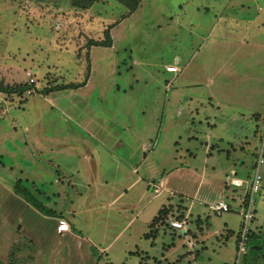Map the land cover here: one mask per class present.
<instances>
[{
    "label": "rangeland",
    "instance_id": "rangeland-1",
    "mask_svg": "<svg viewBox=\"0 0 264 264\" xmlns=\"http://www.w3.org/2000/svg\"><path fill=\"white\" fill-rule=\"evenodd\" d=\"M125 13L115 0H99L87 10L72 8L69 0H0V87L28 85L21 95L0 91L1 184L20 197L13 186L21 176L22 184L29 186L26 179L38 185L33 193L45 207H60L88 242V251L84 248L74 264H189L196 256L197 264H264L263 249L235 257L241 190L229 185L230 176L251 169L255 157V119L248 106L259 103L257 111L264 109V0H141L122 17ZM112 23L110 46H86L89 38L103 39ZM89 54L95 70L88 85L53 89L87 78ZM170 62L180 67L174 79L164 70ZM222 65L234 67L239 78L220 73ZM194 80L201 84L195 86ZM226 87L231 94L223 93ZM211 93L219 100L221 118L212 114L217 109ZM172 95L184 104L171 103ZM195 98L200 102L193 104ZM237 110L246 118L243 131L231 120L238 118ZM189 122L194 138L187 137ZM210 128L226 148L204 160V132ZM247 130L243 151L236 142L235 149L226 145L243 141ZM28 143L40 147L34 151L39 154L32 155ZM87 164L102 172L89 186L82 169ZM170 170L159 193L148 188L152 183L146 186L150 174L158 182ZM260 172L264 177V164ZM262 183L255 195L254 220L260 225L253 231L260 239ZM61 185L64 193L57 198ZM48 190L54 195L41 200L37 194ZM143 192L145 199L136 205ZM130 197L136 207L128 206ZM220 198L229 210L216 215L211 205ZM15 200L0 197V264H58L50 229L57 219L42 218L47 214L36 208L38 218L25 222L26 216L11 214L10 208L17 213ZM169 201L181 210L174 209L167 222L184 220V226L168 224L171 228L150 244L144 238L147 225ZM179 211L183 218H176Z\"/></svg>",
    "mask_w": 264,
    "mask_h": 264
},
{
    "label": "crops",
    "instance_id": "crops-1",
    "mask_svg": "<svg viewBox=\"0 0 264 264\" xmlns=\"http://www.w3.org/2000/svg\"><path fill=\"white\" fill-rule=\"evenodd\" d=\"M256 20V19H255ZM252 21L253 20H250V23H252ZM248 28H250V25H248L247 26ZM230 37H232L233 39H237V40H240L241 41V39H240V37H238L236 34H232V35H230ZM91 47H96L95 45H92ZM105 47H108V46H105ZM89 53V52H88ZM89 60H90V62H89V74H88V76H87V78H86V80H85V83L83 84V85H81V86H79V87H77V88H74V89H79V88H83L84 86H86V85H88V82H89V80H90V78H91V72H94V70H95V64H94V61H93V59L91 58V56H90V54H89ZM176 60L178 61L179 60V57H176ZM167 64H175V65H177L176 63H173V62H170V63H166L165 65H167ZM178 66V65H177ZM179 67V66H178ZM80 70V69H79ZM165 70V69H164ZM218 71H221L220 73H222L223 75H229V76H231L230 78V80H235V79H238L239 78V76H238V73H237V77L235 76V71H234V67H230V65H222V67H220L219 68V70ZM180 72V67H179V71L177 72V73H171V72H169V74H172V78L171 79H174L177 75H178V73ZM168 73V72H167ZM71 82H76V81H71ZM70 83V82H69ZM205 83H206V85L209 87V91L210 92H214L215 90L214 89H211L212 88V83H211V81H205ZM66 84V83H65ZM201 83H199V82H197V81H195L194 80V85L195 86H197V85H200ZM164 88L165 89H168L169 87H168V85L166 84V85H164ZM169 89H171V86H170V88ZM227 90H228V94H231L230 93V87H226V90H225V92H223V93H225V94H227ZM175 92H177L176 90H175ZM172 94V93H171ZM173 97V100H170V102L171 103H174V104H184L183 102H181L179 99V97L177 96V95H172ZM210 98H213V99H215V103H214V105L216 106L215 107V109H217L215 112H213L212 114H215V113H219L220 114V116H218V115H216L217 117H219V118H221L222 116H223V113H220L218 110H219V100H218V98L214 95V94H212L211 93V96H210ZM188 101H189V97H187L186 98ZM186 99H184V102L186 103ZM191 101L193 102V104H196V103H198V102H200V100L199 99H197V98H195V99H191ZM192 102H190V103H192ZM211 102V100L209 99L208 100V103L210 104V105H213V103H210ZM248 105H249V103H248ZM253 105V106H252ZM252 105H250V106H248L249 107V109H250V111H251V115H252V117L255 119L254 120V126H255V128L253 129V133H254V137H255V139H256V141H255V143H254V151H253V154H255V150H256V147H257V144H258V137H259V133H258V128H257V124H258V121L259 120H261V115H262V113H263V111H264V109L260 112V111H257V109L260 107L259 106V103L258 104H252ZM192 109H198V106L197 107H195V106H193L192 107ZM213 109V108H212ZM214 110V109H213ZM192 111V110H191ZM191 113V112H190ZM236 113H238V118H234V117H231V120H232V122L234 123V126H235V129H241L240 131H243L242 130V128H243V126H244V124H246L244 121H245V117H244V114H242L241 112H239L238 110H237V112ZM255 113H260L261 115L258 117V118H256L254 115H255ZM235 115V114H234ZM242 115V116H241ZM188 117L190 118V115H188ZM237 117V116H236ZM251 117V116H250ZM188 118V119H189ZM186 125V124H185ZM191 125V122H189V132H188V134H187V137H195L194 135H193V132L195 131V129L193 128L194 126H190ZM248 131H250V130H247V131H244V132H242V135H243V137H245L244 138V140L243 141H233V142H229L228 141V143L226 144V145H229L230 146V148H232V149H235V147H233V144L236 142V144H235V146L236 147H238V148H240V150H244L245 149V147L246 146H244V144L245 145H247V143H248V135H247V132ZM214 132H215V130H213L212 128H210L208 131H206V132H204V134H205V137L207 138V140L205 141V147H204V149H202V152H204V160L206 159V158H208V156L209 155H212V153L213 152H215V151H221V150H224L225 148L223 147V146H221L220 144L221 143H217V135H216V133L214 134ZM191 133V134H190ZM252 133V134H253ZM190 134V135H189ZM218 139H223V137H221V136H219L218 137ZM28 145H30L29 147H32V149L30 150V152H31V154L33 155V153H34V151L36 150V151H38V152H40L39 151V149L37 150V148H40V147H35V145H33L32 143H28ZM229 148V149H230ZM229 149H227V151H229ZM26 152L28 153V151L26 150ZM35 154V153H34ZM37 154H39V153H37ZM37 154H35V155H37ZM193 154V152H190V155H192ZM145 155V150H143V156ZM255 158V157H254ZM145 160V157H143L142 158V162H145L144 161ZM253 162H254V159L251 161V163H250V167L252 168V164H253ZM243 163V160H241V164ZM74 165H75V163H73ZM216 163H214V165H215ZM213 165V167H212V169H214L215 168V166ZM57 167L59 168L60 167V165L59 164H57ZM179 167H182V166H179ZM208 166H207V163H206V165L205 166H203L202 167V170H204V169H206ZM185 168H189L188 166H185ZM83 169V173H84V176H87V181L85 182V184L86 185H91L93 182H94V180H96V179H98V177H99V175H101L102 174V172H99L98 171V169H96V167H95V165H89V164H87L86 166H84V168H82ZM247 169H248V167H247ZM76 171H77V174H82L83 175V173H80L79 172V170H80V168L79 167H77L76 166V169H75ZM135 169H134V166H133V171H134ZM149 172V171H148ZM152 172H154V171H152ZM164 172V170H162V172H160V173H163ZM171 172V170L169 171V172H167L166 174H162V176L160 177V179H159V181L157 182V180L154 178V175H153V173L152 174H150L151 175V177L149 178V179H147V182H146V186L148 185V184H151L152 183V186L151 187H148V188H150V189H152L153 190V185H155V184H159V183H161L162 182V186L164 187V183H163V181L165 180L166 182H167V177H169L170 176V173ZM68 172H66V174H67ZM157 173H159V172H157ZM223 173V171L221 172V174ZM232 172H230L229 174H231ZM241 173V177H247L250 173H251V169H249V170H244V172H240ZM65 174V173H64ZM63 174V175H64ZM38 175V174H37ZM153 175V176H152ZM237 175V174H236ZM65 176V175H64ZM238 176V175H237ZM17 178H15V181L19 178V179H21V176L20 177H18V176H16ZM25 179V178H24ZM264 179V177L262 176V180ZM25 181L27 182V183H31V185H32V192L35 190V189H38V185H36V184H34L33 182H29V181H27L26 179H25ZM27 183H25V184H27ZM63 183V182H62ZM72 184H74V183H72ZM226 184V183H225ZM12 186V185H11ZM129 186V185H128ZM35 188V189H34ZM59 189L60 190H56L55 191V195H54V193L51 191V190H48L47 191V194L45 195L44 194V196H43V194L41 195V194H37V195H39V197H40V199L42 200L43 198H46L48 195L49 196H51V195H54L55 197H61V195H62V193H64V190H63V185H61L60 187H59ZM165 190V189H164ZM63 191V192H62ZM154 191V190H153ZM161 191V190H160ZM159 191V192H160ZM38 192H40V191H38ZM62 192V193H61ZM159 192H157V193H159ZM168 192H171L172 194H173V191L170 189ZM9 195L10 197H12V198H16V200H15V202H16V209H15V211L17 212L16 214H13L12 213V208H10V210H11V214L12 215H18V213H19V215L18 216H15V217H23V216H26V221L25 222H27V221H31L32 222V219H33V217H37V214H38V210L34 207V206H32V205H28V203L25 201V203H22V202H24L23 200H22V198L21 197H19L18 195H16L14 192H12V191H9L7 188H6V185H2L1 184V181H0V197L1 196H3L4 197V195ZM34 194V193H33ZM36 197H38V196H36ZM220 197H222V196H220ZM19 198H20V200H22V202H19V201H17V199L19 200ZM143 201L144 199H145V193L143 192L142 193V197H141V195H139L138 196V198H137V203H136V205L137 204H139V202H140V199ZM134 199L133 198H129V202H128V206H133V207H136V205H135V203L134 202H132ZM0 203H1V201H0ZM43 203V202H42ZM168 203H171L170 201L169 202H167V203H163L162 205H164V204H168ZM2 204V203H1ZM3 205V204H2ZM161 205V206H162ZM192 205H193V203H192V201H190V203H189V208H187V212H189V215H190V210H191V207H192ZM160 206V207H161ZM185 206V205H184ZM46 207H49L48 209H51V212H47V213H45V214H47V215H45V216H43L42 218H44V219H46V216H47V218H51V217H55V219H57L56 220V225H55V227H52V228H50L51 229V232H52V236H51V238L52 239H55V240H57V242H56V244H55V246L53 247V248H56V252H57V254H56V256L58 257V260H59V263L61 264V263H63V264H68V258H69V256H74V261H73V257L71 258V261L73 262V264H74V262L76 263L77 261H79V258L82 256V254H83V250H84V248H85V250L84 251H88L87 250V246H88V242H87V238L86 237H84L82 234H80L79 232H78V230H74V228L71 226V224L70 223H68V221L66 220V218H64V216H63V214H62V212H61V210H60V207H58L57 209H55V208H52L51 206H47L46 205ZM159 207V208H160ZM186 207V206H185ZM209 207H210V205H209ZM158 208V209H159ZM157 209V210H158ZM157 210H156V212H157ZM189 210V211H188ZM155 212V213H156ZM21 213V214H20ZM41 213V212H40ZM70 213H75L74 211H71ZM42 214V213H41ZM154 215V214H153ZM0 218L2 219V214L0 213ZM38 218V217H37ZM41 219V218H40ZM43 219V220H44ZM15 220L17 221V224L19 223V224H23V223H25V222H23V221H18V218H15ZM59 222H64V223H66L67 224V226H68V228L65 230V231H62V232H58L57 231V225H58V223ZM15 223V222H14ZM253 225L251 226V230H252V234H253V231H255V229H254V227L255 226H259L260 224L256 221V220H253V223H252ZM30 229V228H29ZM228 231H229V229H227ZM227 231V232H228ZM226 232V233H227ZM41 233L44 235V237L43 238H48V236H47V233H46V229H43V230H41ZM254 235V234H253ZM255 236V235H254ZM86 238V239H85ZM256 238H257V243L258 244H262L261 242H263V239L264 238H262V239H260L259 237H257V235H256ZM193 245H191V247H192ZM198 247L199 248H204L205 247V244L203 243V244H198ZM258 250V249H257ZM262 251V250H261ZM197 253V252H196ZM90 255V253L88 254V256ZM92 255V254H91ZM201 255V254H200ZM79 257V258H78ZM88 258V257H87ZM196 258H197V256L196 257H194V258H191V259H189V264H197L196 263ZM51 259V258H50ZM53 260V259H52ZM58 263V264H59ZM70 264H72V263H70Z\"/></svg>",
    "mask_w": 264,
    "mask_h": 264
},
{
    "label": "trees",
    "instance_id": "trees-1",
    "mask_svg": "<svg viewBox=\"0 0 264 264\" xmlns=\"http://www.w3.org/2000/svg\"><path fill=\"white\" fill-rule=\"evenodd\" d=\"M98 1L99 0H69V5L75 9L87 10L94 3L98 2ZM115 1H117L119 4H121L125 7L126 13L122 16V17H124V16H127L128 14L132 13L138 7L141 0H115ZM112 26H113V23L109 24L107 26V28L104 30L103 39L89 38L86 46H88V47L91 45L110 46L111 45V37H110L109 30ZM86 72H87V74L89 72V62H87V65H86ZM85 80H86V77L79 82H70V83H66V84L63 83L62 85L57 84V85H54L53 89L57 90V89H63V88H77V87L83 85L85 83ZM26 89H28L27 84H22V85H18V86L8 84V85L0 87L1 92L15 93V94H19V95H21L23 93V91H25ZM260 115H261L260 113H255L254 116L256 118H258ZM261 117H262V115H261ZM27 185H29V186L22 184L21 179L18 178L15 181L13 188L20 195V197L25 199L27 202H29L32 206H34L38 210L42 211L43 213L44 212L45 213L51 212V209H48L47 207H45L44 204L39 199H37V197L33 194L32 190H31L32 185L29 183H27ZM180 208H181L180 206L174 207V205L172 203L162 205L157 210V212L151 217V219L147 225L148 229L146 232H144V238L150 240V244H154L155 238L160 234V232L165 231V230H167V228L170 227V226H168L169 223L167 222L168 217L171 214H173V212L174 213L176 212V211H174V209L178 210ZM175 216L178 219L183 218L182 217L183 213L179 211V213L176 214ZM256 240H257L256 235L254 236L252 234V230H250V232L248 234V241H249L248 243L249 244L247 246V251L245 254H250L252 249L253 250L263 249L264 250V239H263V242H261L262 244H258ZM238 242H239V231L237 233L236 248H237ZM245 256L243 257V255H242V258H245ZM242 263H243V261H242ZM9 264H14V263H13V261H11ZM95 264H99V263H95ZM105 264H114V263H112L111 261H107V262H105Z\"/></svg>",
    "mask_w": 264,
    "mask_h": 264
},
{
    "label": "built area",
    "instance_id": "built-area-1",
    "mask_svg": "<svg viewBox=\"0 0 264 264\" xmlns=\"http://www.w3.org/2000/svg\"><path fill=\"white\" fill-rule=\"evenodd\" d=\"M164 69L165 71L171 73H177L179 71V67L175 64H167L164 66ZM258 133V144L255 150V158L252 164L251 173L247 177L232 175L230 176L229 181V185L232 188H239L241 190L239 205L240 209L238 212L241 216V225L239 230L237 254L235 256L237 259H241V256L244 255L247 251L249 242L248 234L251 230V223L255 218V195L262 189L263 186L260 167L262 164H264V111L262 113L261 127L259 128ZM160 184L161 183H159L158 185H153V190L159 192ZM211 209L216 215H219L223 211L229 210V205L223 198H220L211 205ZM169 224L174 228H182L184 226V221L171 219L169 220ZM67 228L68 226L64 222H59L57 225L58 232L65 231Z\"/></svg>",
    "mask_w": 264,
    "mask_h": 264
},
{
    "label": "clouds",
    "instance_id": "clouds-1",
    "mask_svg": "<svg viewBox=\"0 0 264 264\" xmlns=\"http://www.w3.org/2000/svg\"><path fill=\"white\" fill-rule=\"evenodd\" d=\"M177 220V219H176ZM180 221H184V220H180ZM174 228V227H173Z\"/></svg>",
    "mask_w": 264,
    "mask_h": 264
}]
</instances>
